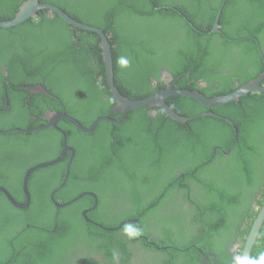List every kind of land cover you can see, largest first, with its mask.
<instances>
[{
  "label": "trees",
  "instance_id": "1",
  "mask_svg": "<svg viewBox=\"0 0 264 264\" xmlns=\"http://www.w3.org/2000/svg\"><path fill=\"white\" fill-rule=\"evenodd\" d=\"M25 1L0 0V22L13 19ZM39 2L110 36L114 84L131 100L165 89L162 69L172 77V88L207 98L230 94L264 71L259 55L261 49L264 56V0ZM48 14L43 9L21 24L0 28V131L29 129L21 125L29 114L32 125L42 123L38 117L49 106L84 128L99 117L116 120L121 115H109L116 100L106 81L100 36ZM217 17L219 31L213 33ZM188 22L193 25L183 28L181 23ZM206 37L216 38V44ZM225 56L229 64L221 67ZM37 84L49 95L15 89ZM16 98L20 104L11 118L10 102ZM167 103L190 120L181 123L162 108L141 107L121 122H100L83 133L59 119L57 126L75 156L69 169L70 153L30 174V202L24 209L7 203L0 192V264H117L129 247L140 254L148 248L158 259L169 260L164 264H203L204 256L229 264L233 242L241 243L240 256L244 237L264 204V188L262 198L256 197V178L262 172L253 165L264 160V114L254 118L257 109H264V93H249L237 103L211 109L181 96ZM62 142L53 128L0 135V187L24 204L25 170L56 159ZM128 180L132 183L126 186ZM83 193L95 198L86 194L63 208L54 205ZM90 209L86 216L97 225L82 216ZM128 220L132 222L122 225ZM255 262L264 264V224L249 264Z\"/></svg>",
  "mask_w": 264,
  "mask_h": 264
},
{
  "label": "water",
  "instance_id": "2",
  "mask_svg": "<svg viewBox=\"0 0 264 264\" xmlns=\"http://www.w3.org/2000/svg\"><path fill=\"white\" fill-rule=\"evenodd\" d=\"M43 9L48 10L50 15H52L54 13L57 14L66 23H68L74 27L84 29V30H88V31H93V32L98 33L100 35L101 42H100L99 46L102 49L101 55H102V59L104 62V67H105L106 81H107L110 93L112 94L113 98L116 100V105L110 110L109 115L121 112L120 117L116 120L109 118V116H103V117L97 118L91 124L90 127L84 128L75 119H73L72 117H70L68 115H65L64 113H56V112H50L49 111L43 116L48 121V127H54L55 128V122L58 119H66L70 123H72V125L74 127H76L78 130H80L81 132L90 133L93 131V129L95 128V126L98 123H100V122H110V123L121 122L125 118V116L128 114V112H130L131 110L137 109V108H141V107H149L151 109L155 108V107L162 108L165 111L166 115L168 117H170L172 120L178 121L181 123H185L188 120H190V118L178 115L170 107V105L167 103V99H169L170 97L181 96V97L190 98V99H193L196 102L200 103L202 106H204L208 109H211V108H215V107L227 104L229 102L237 103L241 97H245L249 93H264V86L261 85V82L264 79V71H263V73H261L256 79H253L249 82L244 83L243 85L239 86L238 89H236L235 91H233L232 93L227 94V95H221V96H215L212 98H207L197 91H191V90H187V89H174V88H172L171 84H168L165 89L159 91L158 93L147 96L143 99L131 100V99L121 95L119 90L117 89V87L114 84L111 48H110V44H109L108 40L105 38V34L103 33V31L101 29L81 24V23L75 21L74 19H72L70 16H68L60 8L53 6V5H50V4H45V3L42 4L39 2V0H26L25 2H23L21 4V6L19 7L18 11L15 13L13 19H11L9 21H5V22H0V28H9V27H13V26H16L18 24H21L22 22L28 20L29 18H33L38 11L43 10ZM218 20H219V18H216V21L214 24V29H213L215 31L216 30L218 31V29H219ZM263 63H264V61H263ZM166 77L169 78L168 79L169 81L172 80V77H170V75L167 74ZM27 89L30 90L31 92H41V93L47 94L43 88H40V86L39 87H32V88L29 87ZM149 114L152 115V110L149 111ZM203 115H214V114L204 113ZM226 120L232 124V122L230 120H228V119H226ZM38 129H40V128H37L35 130H38ZM17 131L24 132L22 130H17ZM64 144H65V142H64ZM66 151H70V148H68V147H66V145H64L63 152L57 159H55V160H53L47 164H42V165L33 167L32 169H30L26 172V174L23 178V191L26 194L27 202L24 205L23 204L19 205V204L14 203L4 189L0 188V192H2L14 206H16L18 208L26 207L28 205V201H29V196L27 194V187H26L29 175L34 170L44 168V167H48V166H52V165L58 163L59 161H61V159L65 155ZM72 158H73V156H72ZM71 162H72V159H70V161H69L68 169H69ZM86 194H90V193H83L69 203H65L63 205H57V208H62V207L66 206L70 203H73L74 201L78 200L79 198H81L82 196H84ZM91 195L95 198L94 194L91 193ZM83 217H85L86 221H89V219H87L85 213L83 214ZM263 224H264V204L261 206L260 210L257 212L256 217H255V219H254V221L250 227L249 233L245 238L244 245L242 246V250H241V254H240L241 260H240L239 264H249V261H250L249 258L251 255V251L254 247L257 236L259 235L260 230L263 227Z\"/></svg>",
  "mask_w": 264,
  "mask_h": 264
},
{
  "label": "flooded vegetation",
  "instance_id": "3",
  "mask_svg": "<svg viewBox=\"0 0 264 264\" xmlns=\"http://www.w3.org/2000/svg\"><path fill=\"white\" fill-rule=\"evenodd\" d=\"M221 8V7H220ZM220 10V9H219ZM48 17H52V15H50V14H48ZM218 18V17H217ZM215 21H216V19H215ZM215 21H214V23H213V26H212V29L210 30L211 32H217V30L215 31V30H213L214 29V24H215ZM227 22H229L230 24H232V22H233V19L230 17V16H228L227 17V20H226ZM189 24H191V25H193L192 24V22H188L187 24H184V23H181V25H182V27L183 28H186V29H188V28H190L189 27ZM70 25V24H69ZM72 26V25H71ZM218 26H220L219 24H218ZM202 27V26H201ZM75 28H77V27H75ZM80 29V28H79ZM84 30V29H83ZM102 30V29H101ZM88 31V30H87ZM103 31V30H102ZM218 31H219V29H218ZM104 33V32H103ZM98 34V33H97ZM105 34V33H104ZM99 35V34H98ZM100 36V35H99ZM105 38L108 40V42H109V44H110V48H112V44H111V42L109 41V38H110V36L108 35H106L105 34ZM206 39H208L209 40V42L210 43H212V45H215L216 44V38H214V39H209L208 37H206ZM100 42H101V37H100ZM100 42H99V44H100ZM114 45V44H113ZM115 46V45H114ZM113 46V47H114ZM100 47V46H99ZM257 48H258V46H257ZM239 51H240V53H244L243 51H242V49H241V47L239 48ZM248 53V52H247ZM259 55H260V58H261V60L262 61H264V56H263V53H262V50L260 49L259 50ZM216 61V60H215ZM222 65H221V67H226L228 64H229V60L227 59V57L225 56L224 58H223V60H222V63H221ZM263 69H264V63H263ZM0 70H2V68H0ZM104 71H105V68H104ZM167 70L166 69H162L161 71H160V74H161V77H160V79L162 80V79H165V80H167V81H165L166 82V84H169L168 82H170L168 79V77H166V75H167ZM166 73V74H165ZM5 74H6V72H5ZM169 75V74H168ZM256 79V78H255ZM253 80V79H252ZM153 81H154V79H153ZM251 81V80H250ZM264 79H263V81L261 82V85H263L264 86ZM40 86V88H43L44 89V91L47 93V95H49V92L43 87V86H41V85H39V84H37V85H34V86H25V85H23V86H16L15 87V89H18V90H20L21 88H25L27 91H30V90H28L27 88H32V87H39ZM5 89H6V86L3 88V92H4V95H3V103H4V105H5V108H4V110H7V108H8V105H9V103H8V97H7V94H6V92H5ZM10 91H16V90H14V89H11ZM31 92V91H30ZM31 93H40V94H45V93H41V92H31ZM28 101H31V99H29ZM43 102H45V101H42L41 99H40V101H39V103H43ZM34 103H38V102H34ZM20 104V101L16 98L13 102H10V108H9V110H10V112L8 113L9 114V116L11 117V118H14V117H16L17 116V107H18V105ZM22 104V103H21ZM29 104V103H28ZM257 110H259L258 111V115H256V116H254V118H255V120L259 117V116H262L263 114H264V109L263 108H261V109H257ZM56 112V113H64V112H57V111H55V109H54V107L53 106H49V108H47L46 110H43V112L39 115V117H38V119L39 120H41L42 121V123H40V124H35V125H32V123H31V119L29 118V116H30V114H29V116H28V118H27V120L26 121H24L21 125L22 126H26V127H30L29 129H19V128H15V129H5V130H2V131H0V135H3V134H8L9 132H14V131H17V130H22V131H24V132H21V133H31V132H38V131H43V130H45V129H48V128H53V129H55L56 131H58V132H60L61 133V135H62V138H63V148H62V150H61V152H60V154L57 156V158L62 154V152H63V149H64V145H66V147H68V148H70V151H66L65 152V155L66 154H68V153H70V156H69V159H68V165H69V161H70V159H72L73 160V158H74V156H75V150L73 149V148H71V147H69L67 144H66V142H65V140H66V136H65V133L64 132H62V130L57 126V121L59 120H57L56 122H55V128L54 127H48V121L43 117L47 112ZM65 115H67L66 113H64ZM69 116V115H68ZM71 117V116H70ZM262 117H264V116H262ZM73 118V117H72ZM74 119V118H73ZM62 120H65L66 122H68L69 124H72V123H70L68 120H66V119H62ZM76 120V119H75ZM96 120V119H95ZM94 120V121H95ZM45 121V123L43 124V122ZM77 121V120H76ZM93 121V122H94ZM32 122H34V120H32ZM255 122V121H254ZM7 123V122H6ZM255 123H253V125H252V127H253V130H254V125ZM6 125H8V124H5V126ZM259 126V123H257V125H256V127H258ZM264 126L262 125V128H263ZM37 128H40V129H38V130H35V129H37ZM253 130H251V131H253ZM18 132V131H17ZM20 132V131H19ZM14 137V136H13ZM20 139L22 138V137H19ZM64 142H65V144H64ZM53 143L54 142H52L50 145H49V149L51 150L52 148H53ZM57 143V142H56ZM260 150H263V152H264V148H261ZM73 151V152H72ZM33 153V152H32ZM65 155L63 156V158L65 157ZM259 155V152H258V150L256 151V156H258ZM72 156H73V158H72ZM21 157V155L18 157V158H20ZM56 158V159H57ZM62 158V159H63ZM1 159V158H0ZM61 159V160H62ZM25 160V159H24ZM55 160V159H54ZM261 163V164H260ZM260 163L259 162H257V159L256 160H254L253 161V165H255V166H258L259 167V169L261 170V172H262V176L261 177H258V178H256V181H257V183H258V187H260L259 189H258V187H257V193H256V197L257 198H262L261 197V187L262 188H264V160H262V161H260ZM22 164H23V162H21V163H19L18 164V166H16V169H19L20 170V168H21V166H22ZM25 165H29L28 163H26L25 162ZM39 165H42V164H36V165H34V166H32V167H30V168H28V169H26L25 170V173H24V176H25V174H26V172L28 171V170H30V169H32L33 167H36V166H39ZM68 165H67V169H68ZM71 165V164H70ZM70 167V166H69ZM35 171V170H34ZM33 171V172H34ZM17 176V174H14V176L13 177H16ZM24 176L22 177V181H21V192H22V194H23V196H24V200H25V203L27 202V197H26V194H25V192L23 191V178H24ZM30 176V175H29ZM29 178V177H28ZM132 182L130 181V180H128L127 182H126V186H128L129 184H131ZM27 184H28V180H27ZM26 184V187H27V194H28V185ZM0 188H2V187H0ZM2 189H4V188H2ZM5 190V189H4ZM6 192H7V190H5ZM57 191V190H56ZM56 191H53L52 193H51V195H50V199L53 201V196H54V194H55V192ZM7 194L9 195V197L11 198V200L14 202V203H16V204H19L16 200H14L12 197H11V195L7 192ZM16 194H18V192H16ZM91 194V193H90ZM93 194V193H92ZM5 196V195H4ZM28 196H29V194H28ZM5 198H6V200H7V203H10L13 207H15V208H18V207H16V206H14L8 199H7V197L5 196ZM29 202H30V197H29V201H28V205H29ZM24 203V204H25ZM23 204V205H24ZM65 204V203H64ZM255 204V203H254ZM20 205V204H19ZM28 205L26 206V207H28ZM54 205H55V207H57V205H63V204H58V203H55L54 202ZM256 206H257V204H255L254 205V209H256ZM26 207H24V208H26ZM186 207H188V206H186ZM24 208H19V209H24ZM63 208V207H62ZM261 208V207H260ZM260 208L258 209V211L260 210ZM91 211V209L90 210H85V211H83L82 212V216H83V214L85 213V214H87L88 212H90ZM29 216H31V215H29ZM87 217V216H86ZM190 219H192V216H188ZM31 218V217H30ZM84 219H85V217H84ZM88 219V218H87ZM87 222H90V223H93V224H95V225H97L96 223H94V222H91L90 220L89 221H87ZM130 222H132V221H126V222H124L122 225H124V224H127V223H130ZM133 222H137V220H134ZM246 222H247V220H246ZM253 223V222H252ZM252 225V224H251ZM99 226V225H98ZM245 227V226H244ZM251 227V226H250ZM246 228V227H245ZM250 230V229H249ZM154 232V231H153ZM155 233V232H154ZM248 233H249V231H248ZM248 233H247V235H248ZM134 234V232H131V234H130V239H132V240H134V238H132V236L131 235H133ZM246 235V236H247ZM246 236L244 237V241H245V238H246ZM232 240V239H231ZM136 241V240H135ZM151 245H154V243H152ZM240 245H241V243H237V242H233V243H231V246H230V248H229V253H232V262L231 263H229V264H239L240 263V260H241V258H240V256H238V251H239V247H240ZM244 245V244H243ZM157 250H161V249H163L165 252H166V250H167V248L166 247H164V248H159L158 246H156L155 247ZM130 249H131V247H129L128 249H126V254H125V256L122 258V261H120V262H117V264H164L166 261H167V263H169V260L168 259H164V260H162V257L160 258V259H158V257L157 256H155V255H153L151 252H146V250L148 249H146L145 251H143L144 252V254H143V252H142V254H143V256H142V254H140V252L138 251V252H135V253H131L130 252ZM242 250V249H241ZM252 252V251H251ZM240 254H241V251H240ZM164 255H165V257L167 256V253H164ZM213 255V254H212ZM145 256H148V257H145ZM160 256V255H159ZM151 257H154V258H151ZM250 258H251V255H250ZM250 258H249V260H250ZM218 263V261L217 260H213V261H211L207 256H204L203 257V264H217ZM175 264H176V262H175ZM255 264H260L259 262H255Z\"/></svg>",
  "mask_w": 264,
  "mask_h": 264
}]
</instances>
